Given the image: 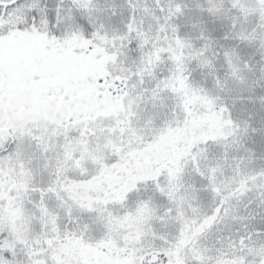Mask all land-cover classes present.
I'll return each instance as SVG.
<instances>
[{"label": "snow or ice", "instance_id": "snow-or-ice-1", "mask_svg": "<svg viewBox=\"0 0 264 264\" xmlns=\"http://www.w3.org/2000/svg\"><path fill=\"white\" fill-rule=\"evenodd\" d=\"M0 264H264V0H0Z\"/></svg>", "mask_w": 264, "mask_h": 264}]
</instances>
